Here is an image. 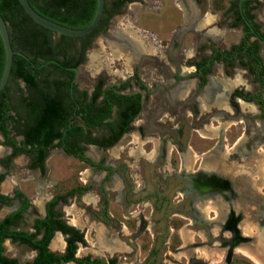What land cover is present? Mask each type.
<instances>
[{"label": "rangeland", "instance_id": "rangeland-1", "mask_svg": "<svg viewBox=\"0 0 264 264\" xmlns=\"http://www.w3.org/2000/svg\"><path fill=\"white\" fill-rule=\"evenodd\" d=\"M226 3L227 0H132L112 19L104 34L92 40H81L80 37L69 40L66 50L75 59L81 57L83 45L89 44L84 61L77 68L79 92L85 91L91 96L102 83L103 90L116 86L122 94L141 93L144 97L142 111L132 122L131 129L114 146L100 148L83 144L86 146L84 154L94 162H102L104 168L68 155L57 142L49 149L44 169L34 165L33 155L19 154L8 161L12 150L3 144L0 133V174L4 175L0 192L11 198L8 203H0V221L17 210L23 199H29L33 209L25 212L23 219L13 228L32 233L35 218L45 215V205L54 195L65 194L73 187H86L81 194L68 197L56 207L70 225L85 233L87 243L79 246L78 257L90 256L102 261L116 257L117 264L188 262V253L180 251L190 250L192 243L208 240L193 232L197 226L188 213L189 199L181 202L186 197L180 188L184 185L180 174L185 172L186 165L190 167V163L179 151L192 147L199 155L192 168L199 169L203 155L216 142L204 138L206 125L213 121L216 126L226 123L227 144L232 145L242 137L247 140L245 150L253 148L264 155V123L248 124V121H261L254 119L256 111L249 108L253 103L241 102L242 107L234 113L232 109L222 112L218 108L210 112L202 106L197 107L196 101L188 102L191 98L193 100L192 91L177 99L176 104L170 101L169 89L176 74L185 80L183 83L191 84L190 88H196L197 78L187 79L194 73L195 59L209 56L213 47L222 50L240 41V28H209L213 22L215 25L225 24ZM258 20L264 22V0L258 11ZM196 21L203 28H189ZM53 39L59 42L62 38L53 33ZM139 41L140 48L131 50ZM261 48L264 57V46ZM231 72L232 75L222 63L215 64L207 87L219 89L220 86L228 90L246 88L252 83L250 74L244 73L242 68L235 67ZM236 75L239 77L233 79ZM141 83L151 91L145 90ZM21 86H25L24 82ZM252 88L257 90L258 87ZM116 117L115 108L110 122ZM75 122L82 121L77 118ZM109 132L104 125L93 129L92 134L101 138ZM163 138L174 148L170 150L167 163L162 159L153 161L164 150ZM178 146L180 150L177 151ZM243 159L239 160L240 163H233L238 165L237 169L247 165ZM253 175L258 178L255 172ZM15 190H20L24 196H16ZM154 201H158L160 207L155 212L149 205ZM138 202L141 206L133 207ZM214 214L208 209V216ZM142 226L146 229L139 233ZM244 232L251 236L257 229L247 227ZM60 234L65 238L66 246V237ZM221 244L220 241L212 242L199 248L196 255L209 264H223L225 251H221ZM241 245L243 242L234 248L232 264H264L257 252ZM4 247V254L18 259L19 264H27L36 255L27 244L11 239L4 241ZM50 248L62 252L52 244Z\"/></svg>", "mask_w": 264, "mask_h": 264}, {"label": "trees", "instance_id": "trees-1", "mask_svg": "<svg viewBox=\"0 0 264 264\" xmlns=\"http://www.w3.org/2000/svg\"><path fill=\"white\" fill-rule=\"evenodd\" d=\"M130 1L113 0V4L119 9ZM80 2L30 0L42 16L73 29L87 27L96 13L97 0H88L84 10H81ZM0 13L9 24L12 45L16 51L9 82L0 92V132L4 137L3 144L13 148L8 161L19 153H26L33 155L35 166L44 169L49 149L57 141V145L69 155L91 166L104 168L102 162H94L84 154L86 146L83 144L114 146L131 129L132 120L140 113L141 94L117 95L116 86L103 93L102 83L91 96L85 91L79 92L76 69L84 61L89 44L83 45L81 57L75 59L66 50V43L72 38L61 35L62 39L54 42V32L36 23L25 12L19 0H0ZM97 29L90 36L96 34ZM5 62L6 52L0 35V82ZM53 74L57 75L53 77ZM21 82L25 86H21ZM102 93L104 98L99 103ZM116 103L119 105L116 108L117 117L110 122ZM77 118L82 122L76 124ZM104 125L108 127L109 134L101 138L93 136V129ZM19 136L22 137L20 140ZM3 178L4 175L0 174V182ZM86 189L73 187L65 194L54 195L47 203L46 215L35 218L32 233L13 228L23 219L30 205L29 199L18 210L5 216L0 221V263L19 264L18 259L4 254V241L11 239L27 244L36 251L34 259L27 264H117L116 257L108 261L92 259L90 256L78 257L79 246L87 243L85 233L70 225L56 208L60 201H67L68 197L81 194ZM17 195L24 196L21 191ZM10 199L0 193V203H8ZM58 231L66 237L63 253L50 248Z\"/></svg>", "mask_w": 264, "mask_h": 264}, {"label": "flooded vegetation", "instance_id": "flooded-vegetation-1", "mask_svg": "<svg viewBox=\"0 0 264 264\" xmlns=\"http://www.w3.org/2000/svg\"><path fill=\"white\" fill-rule=\"evenodd\" d=\"M87 1L88 0H81V10L87 8ZM127 3L129 2H126L125 4ZM262 3L263 0H227V6L224 12L225 24L215 25L213 22V25L209 28H233L235 30L236 28H240V41L231 44L229 47L222 50L213 47L209 56L195 59V74L193 73V75L188 76L187 79L190 80L197 78L196 88H190L191 84L183 83L185 80L183 79L184 81H182L180 74H176L171 80L172 85L169 89L171 103L176 104L177 99L181 98L187 92L191 93V91L193 100L191 98L188 102L192 101L195 103L196 101L198 102L197 107L202 106V109L209 110L210 112H212L214 108H218L222 112L232 109L234 113L237 108L240 109L242 107L241 102L246 105H249L248 102H250L253 104H250L249 108L255 110L257 114L254 119H261V121H248V124L259 125V122L262 124L264 123V57L261 52V50H263L261 47L264 46V22L258 20V11L260 10ZM124 5L118 9V6L116 7V5L113 4V0L111 2L106 0L104 15L97 27V33L92 36L89 34L80 37V39L92 40L97 36L104 34L106 29L110 28L112 19L119 14ZM76 9L77 8H74L73 10ZM189 28H203V26L196 21L195 24H191ZM204 28L208 27L204 26ZM218 63H222L223 68L227 69L231 75V70L233 68H242L244 73L250 74L252 83L247 85L246 88L233 87L228 90H223L219 86V91L224 95L220 96V100H223V102L217 101L214 98L215 90L207 87V83L213 70V66ZM237 77L239 76L236 75L233 79H236ZM142 86L148 92L151 91L145 84H142ZM253 86L258 87L257 90L253 89ZM102 87L103 84L101 85V90L104 93L106 89L103 90ZM103 93L99 97V103L104 98ZM115 93L117 95H127L119 93L118 89L115 90ZM136 94L141 93H133L131 95ZM143 98L144 97L141 94L142 108ZM115 108H119L118 103L115 104ZM140 113L132 120V122L140 115ZM107 121L108 119L105 120V123ZM225 124V122H222L221 125L216 126L214 122L211 121L206 125L204 130L207 132V135H205L204 138H209L216 142L214 147L208 151V153L203 155V160L199 169L193 170L192 168L196 159L199 158V155L192 149V147H184L179 151L185 158V161L190 163V167L187 168L186 165L185 172H181L180 174L181 180L184 181V185L180 188L186 197V200H181V202H185L189 199V201H187L189 205L188 213L193 216V221H195L197 226V229L193 232L197 235L202 234L203 237L208 240V242L200 240L199 242L192 243L189 247L190 250H187V248L181 250L180 253H188L190 257L188 262H183L181 264H209L205 259L198 258L196 253L199 248L209 246L215 241H220L223 246L221 251H225L223 264H232L235 251L234 248L238 243L240 244L242 242L244 245L241 246L249 247L251 250H254L253 252H257L261 259H264V168H262L263 166L261 164L264 155L256 152L253 148L245 150L244 144L247 143V140L242 137H239L232 145L227 144L229 136L226 133ZM259 133L262 134L261 131H259ZM240 138L242 139L240 140ZM162 140L161 144L164 145V150L159 153L153 161L162 159L164 163H167V159H170L169 155H171L170 150H174V148H171V146L168 145L166 138H163ZM228 145H230L229 148L227 147ZM7 147L12 150V154L13 148L11 146ZM99 147L109 148L112 146ZM176 150H180L179 146ZM242 159L248 163L245 167L244 165H241L243 166V169H237L238 165L233 163L239 162V160ZM231 164H233V167H230ZM171 171L178 173L175 169H171ZM254 172L257 174V179L254 178ZM18 191L20 190H15L16 196H18ZM156 199H158V197ZM25 200L26 199L22 200L19 208L23 205ZM157 202L158 201H154L153 205L152 203H149L154 212L156 209L160 208ZM47 203L45 205V215ZM140 204L141 202L135 203L133 207L139 208L141 206ZM31 205L30 202L29 207ZM29 207L26 209V212ZM208 209L215 212L214 216H208ZM247 227L251 229L256 228L257 232L251 236H247L244 232V229ZM143 228L146 229L145 226H142L139 233H143ZM216 229L217 233L215 234ZM180 248H182V246ZM180 248L176 250H179ZM150 253H154V246ZM176 253H179V251ZM177 262L178 261H176V264H179Z\"/></svg>", "mask_w": 264, "mask_h": 264}, {"label": "water", "instance_id": "water-1", "mask_svg": "<svg viewBox=\"0 0 264 264\" xmlns=\"http://www.w3.org/2000/svg\"><path fill=\"white\" fill-rule=\"evenodd\" d=\"M19 2L21 3L25 12L36 23L43 26L44 28H47L53 31L54 33H58L64 36H69L72 38L83 37V36L91 34L99 26L103 18L105 6H106V0H97V9H96V13H95V16L92 22L83 29H73V28L64 26L62 24L56 23L42 16L40 13H38L35 10V8L30 3V0H19ZM0 35L4 43L5 52H6V62H5V67H4L3 75L1 78V82H0V92H2L9 82L11 71H12V66L14 62V55L16 51L14 50L13 45H12L11 31L9 28V24L4 19L1 13H0ZM77 72H78V69H77ZM31 208L32 206L29 207V209Z\"/></svg>", "mask_w": 264, "mask_h": 264}, {"label": "bare ground", "instance_id": "bare-ground-1", "mask_svg": "<svg viewBox=\"0 0 264 264\" xmlns=\"http://www.w3.org/2000/svg\"><path fill=\"white\" fill-rule=\"evenodd\" d=\"M122 36H123V34H122ZM127 36H129V35H127ZM137 41V40H136ZM138 48H140V41L139 42H137V44H136V46L134 47V48H132L131 50H133V51H135V49H138ZM137 52V51H136ZM133 55V54H132ZM133 57V56H132ZM131 60H132V58H131ZM213 90H215V95H214V98L217 100V101H221V102H223V100H220V96L222 95H224L221 91H219L220 89H215V88H213ZM225 90V89H224ZM225 97V96H224ZM7 187H9V186H7ZM65 239V238H64ZM64 239L62 238V236H61V234H60V232H57V234L55 235V237H54V239H53V241H52V245L54 246V247H57V248H60L61 250H63L64 248H65V241H64Z\"/></svg>", "mask_w": 264, "mask_h": 264}, {"label": "crops", "instance_id": "crops-1", "mask_svg": "<svg viewBox=\"0 0 264 264\" xmlns=\"http://www.w3.org/2000/svg\"><path fill=\"white\" fill-rule=\"evenodd\" d=\"M32 206V208L31 209H33V205H31ZM31 209H28V210H31ZM28 210H27V212H28ZM8 215V214H7ZM45 216V215H44ZM43 216V217H44ZM59 232V231H58ZM61 233V232H60ZM85 238H86V236H85ZM65 249H66V246H65ZM65 249L62 251V252H60V253H63L64 251H65ZM78 256V255H77ZM1 264V263H0Z\"/></svg>", "mask_w": 264, "mask_h": 264}]
</instances>
